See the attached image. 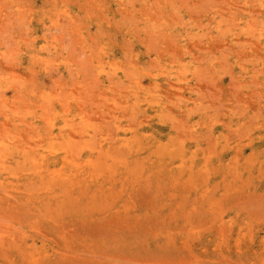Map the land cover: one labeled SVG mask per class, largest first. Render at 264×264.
<instances>
[{
    "label": "rangeland",
    "instance_id": "1",
    "mask_svg": "<svg viewBox=\"0 0 264 264\" xmlns=\"http://www.w3.org/2000/svg\"><path fill=\"white\" fill-rule=\"evenodd\" d=\"M0 264H264V0H0Z\"/></svg>",
    "mask_w": 264,
    "mask_h": 264
}]
</instances>
